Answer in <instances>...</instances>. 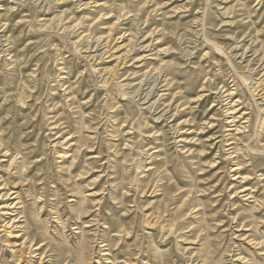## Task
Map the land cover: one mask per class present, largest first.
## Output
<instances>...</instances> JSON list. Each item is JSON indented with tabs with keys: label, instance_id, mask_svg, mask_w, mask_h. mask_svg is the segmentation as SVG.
Listing matches in <instances>:
<instances>
[{
	"label": "rangeland",
	"instance_id": "374dc122",
	"mask_svg": "<svg viewBox=\"0 0 264 264\" xmlns=\"http://www.w3.org/2000/svg\"><path fill=\"white\" fill-rule=\"evenodd\" d=\"M0 264H264V0H0Z\"/></svg>",
	"mask_w": 264,
	"mask_h": 264
}]
</instances>
